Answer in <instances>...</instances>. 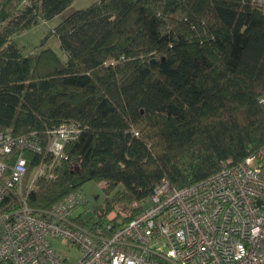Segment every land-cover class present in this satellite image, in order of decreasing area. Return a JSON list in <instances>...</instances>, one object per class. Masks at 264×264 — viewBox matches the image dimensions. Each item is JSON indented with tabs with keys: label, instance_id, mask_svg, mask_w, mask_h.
<instances>
[{
	"label": "trees",
	"instance_id": "trees-1",
	"mask_svg": "<svg viewBox=\"0 0 264 264\" xmlns=\"http://www.w3.org/2000/svg\"><path fill=\"white\" fill-rule=\"evenodd\" d=\"M74 1L0 0V131L46 145L61 124L79 129L44 157L53 176L38 178L30 206L103 182L98 223L121 206L119 225L163 180L187 187L264 146L263 3L98 0L54 28L63 57L23 54L13 36ZM27 155L29 177L43 154Z\"/></svg>",
	"mask_w": 264,
	"mask_h": 264
},
{
	"label": "built area",
	"instance_id": "built-area-1",
	"mask_svg": "<svg viewBox=\"0 0 264 264\" xmlns=\"http://www.w3.org/2000/svg\"><path fill=\"white\" fill-rule=\"evenodd\" d=\"M77 133L61 124L43 145L35 133L0 131V264H264V146L187 187L163 180L148 205L115 225L111 213L99 223L75 213L88 202L81 189L51 208L28 203L38 178L53 176L44 157H61ZM27 153L43 154L29 177ZM57 239L82 253L78 263L52 246Z\"/></svg>",
	"mask_w": 264,
	"mask_h": 264
},
{
	"label": "rangeland",
	"instance_id": "rangeland-1",
	"mask_svg": "<svg viewBox=\"0 0 264 264\" xmlns=\"http://www.w3.org/2000/svg\"><path fill=\"white\" fill-rule=\"evenodd\" d=\"M98 0H75L72 5L67 8L63 13L55 16L49 21H39L31 28L16 33L13 36L14 41L22 50L23 54H30L33 52H39L44 48H52L59 56L63 57V51L60 47V41L58 37L53 33L54 28L71 12L89 7ZM82 191L88 199V202L77 208L76 214H83L85 219H97L95 212L101 210L105 204V184L103 182L89 181L82 186ZM149 202L146 203L148 205ZM131 208L134 205L130 206ZM121 211V212H120ZM120 213V214H119ZM130 211L123 209L121 206H117L111 211V216L115 219L122 220V216L129 215ZM53 247H56L61 252L62 256L68 257L74 263H78L82 253L77 248L69 249L66 240H51Z\"/></svg>",
	"mask_w": 264,
	"mask_h": 264
}]
</instances>
